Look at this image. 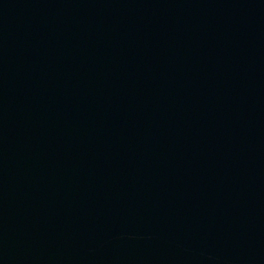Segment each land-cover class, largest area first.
Masks as SVG:
<instances>
[{"label": "water", "instance_id": "1", "mask_svg": "<svg viewBox=\"0 0 264 264\" xmlns=\"http://www.w3.org/2000/svg\"><path fill=\"white\" fill-rule=\"evenodd\" d=\"M0 264H264V0H0Z\"/></svg>", "mask_w": 264, "mask_h": 264}]
</instances>
